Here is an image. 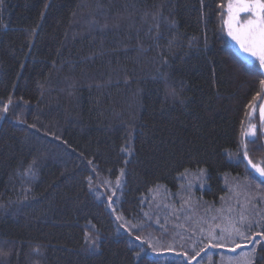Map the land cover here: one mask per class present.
Returning <instances> with one entry per match:
<instances>
[{
	"label": "trees",
	"instance_id": "1",
	"mask_svg": "<svg viewBox=\"0 0 264 264\" xmlns=\"http://www.w3.org/2000/svg\"><path fill=\"white\" fill-rule=\"evenodd\" d=\"M221 5L0 0V105L14 104L0 122V264H178L133 245L91 186L124 173L129 219L186 172L205 171L213 204L244 174L235 155L260 126L264 72L232 46ZM249 141L264 158V136Z\"/></svg>",
	"mask_w": 264,
	"mask_h": 264
},
{
	"label": "rangeland",
	"instance_id": "2",
	"mask_svg": "<svg viewBox=\"0 0 264 264\" xmlns=\"http://www.w3.org/2000/svg\"><path fill=\"white\" fill-rule=\"evenodd\" d=\"M226 5L224 27L228 33ZM246 18L247 14L241 13V22ZM229 39L234 49L247 61L254 63L258 60L246 53L231 36ZM259 66L264 72V67ZM259 101L251 115L260 116V126L258 130L255 125L245 128L240 152L235 155L236 160H243L246 165L244 174L226 178L227 194L219 203L213 204L203 198L205 171H189L181 176L180 186L175 191L164 186L153 188L143 198L140 215L126 219L119 210L124 173L115 179L96 175L91 188L100 200L106 202L119 232L128 234L133 245L136 244L145 253L174 259L178 264H255L258 246L264 247V176L253 169L249 160L252 164L264 167V158L251 153L259 149L250 151V145L254 142L249 140L256 132L264 136V118L260 111L264 107V97ZM12 105V102L0 105V110L7 107V111L3 110L0 122L11 112ZM253 132L254 135H250ZM35 173V169L30 168L24 177L31 181ZM241 215L247 218L243 223ZM233 228H239L244 238L232 231ZM221 236L223 240L219 239ZM88 238L90 241L92 236ZM94 240L93 237L91 242ZM221 244L222 247L214 246Z\"/></svg>",
	"mask_w": 264,
	"mask_h": 264
},
{
	"label": "snow or ice",
	"instance_id": "3",
	"mask_svg": "<svg viewBox=\"0 0 264 264\" xmlns=\"http://www.w3.org/2000/svg\"><path fill=\"white\" fill-rule=\"evenodd\" d=\"M223 6L221 5V7ZM226 8L228 18L225 23L228 27V35L246 53L258 58L261 67H264V0H227ZM241 13L247 14V18L243 22L240 20ZM261 84H264V81H261ZM4 110L7 111V107ZM260 111L262 118H264V107H261ZM250 135H254V132L250 133ZM245 156H247V152H245ZM249 164L260 175L264 176V167L252 164L250 160ZM201 173H203V170H201ZM246 219L244 215H241L240 220L242 223ZM232 231L241 238H244V234L239 228H233ZM213 239H216V237H213ZM219 239L223 240L224 237L221 236ZM248 239L250 240L251 238ZM214 246L222 247L223 245ZM237 247H240V245H237Z\"/></svg>",
	"mask_w": 264,
	"mask_h": 264
},
{
	"label": "bare ground",
	"instance_id": "4",
	"mask_svg": "<svg viewBox=\"0 0 264 264\" xmlns=\"http://www.w3.org/2000/svg\"><path fill=\"white\" fill-rule=\"evenodd\" d=\"M123 194V193H122ZM122 216H124L126 219H128L127 218V216L126 215H124V214H122ZM117 225V224H116ZM260 246H258V248H259ZM157 256V255H156ZM169 259V258H168ZM172 260V259H171Z\"/></svg>",
	"mask_w": 264,
	"mask_h": 264
}]
</instances>
